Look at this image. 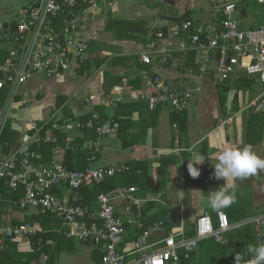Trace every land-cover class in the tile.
Returning <instances> with one entry per match:
<instances>
[{
  "label": "built area",
  "instance_id": "built-area-1",
  "mask_svg": "<svg viewBox=\"0 0 264 264\" xmlns=\"http://www.w3.org/2000/svg\"><path fill=\"white\" fill-rule=\"evenodd\" d=\"M108 0H38L37 5H30L21 10L18 16L0 21V45L8 54L0 64V91L6 95L4 106L0 107V134L6 122L12 121L15 98L20 90L37 76L51 80H62L67 73L78 68V62L87 59L88 43L81 37L86 31V23L93 20L88 15L89 8L96 9L98 3ZM149 4L167 5L169 0H141ZM264 7V0H247ZM112 6V3H108ZM81 9V13L74 12ZM65 10L68 13L60 18L61 31L52 25ZM213 15L219 18L217 23L194 24L191 20L182 21L165 34L156 30L147 48L137 55L142 65L158 64L171 71H179V63L173 54L184 56L187 53L196 55V70L191 73L194 85L186 82L173 86L162 75L147 81L146 89L129 91L127 81L120 88H115L112 103L124 100L145 101L148 111L167 106L175 113L188 110L202 94L203 85L223 84L243 73L254 78L261 89L257 95L242 108L241 112L253 111L264 114V25L256 29L242 27V17L234 2H224L214 8ZM99 73V72H98ZM97 73V75H98ZM183 75V74H181ZM26 94H23V98ZM91 95L86 100V108L97 105ZM28 100H23L26 105ZM109 106L111 103L100 101ZM55 116L57 114H54ZM50 116L42 121L44 125L37 128L34 123L25 127L19 143L8 153L0 154V206L8 209L32 210L39 214H50L61 221L58 233L66 238L80 242H90L102 252L98 264H177L181 258L196 252L199 245L212 239L220 246L228 244V234L243 225H251L258 244L264 243V211L242 224L231 225L224 212H217L216 227L208 212L199 215L191 225L192 237L186 236V226L180 217V223L170 232H165L163 221L145 224L143 205L149 202L165 206L161 195L147 199L135 197L137 188L117 187L96 198V209L78 204L77 190L99 185L106 178L122 174L129 170L125 166H107L87 168L84 171L68 172L60 162L49 166H35L33 161L40 156L32 150V144L39 140V132L48 123ZM98 114L85 122L68 119L63 122L66 133L93 131L95 140L73 143L72 136L66 137V147L92 150L90 162L95 160L104 138L115 137L118 125L112 119L95 125ZM52 130L58 129L53 122ZM33 130V134L31 133ZM49 133H46L47 141ZM83 134L80 132V138ZM60 150H53L55 158ZM63 186L68 191L58 197L50 189ZM1 188L12 192L22 189L23 195L18 199H4ZM122 204V212H116V202ZM264 207V206H263ZM129 228L132 230L130 231ZM41 231L29 223L12 224L0 220V253L6 248L8 240L31 244V238ZM134 235L132 242L128 239ZM41 239L33 245H40ZM38 264H48V256L42 254Z\"/></svg>",
  "mask_w": 264,
  "mask_h": 264
},
{
  "label": "trees",
  "instance_id": "trees-1",
  "mask_svg": "<svg viewBox=\"0 0 264 264\" xmlns=\"http://www.w3.org/2000/svg\"><path fill=\"white\" fill-rule=\"evenodd\" d=\"M38 0H36L34 3L30 5H37ZM28 5V6H30ZM151 5H158V4H151ZM237 5V9L239 10L242 20L246 18L247 11L241 10ZM28 6L23 7V9H26ZM81 9H75L74 12L79 14L81 13ZM74 12H71V10H65L64 13H61L57 19H54L52 22V25L55 27L57 31H61V23L60 18H64L66 15L68 16V13H71L70 16ZM97 18V17H95ZM178 19H174L176 21V24H180L182 21L185 20H191L194 24H202L198 21L193 20L190 17L189 12H184L182 16L177 17ZM94 19V17H93ZM96 20V19H95ZM219 18H214L213 23H217ZM97 21V20H96ZM107 23V24H106ZM121 26L120 24L111 23L109 21H106L104 24V29L111 30L116 34V30L118 27ZM261 26V25H260ZM243 27V25H242ZM259 27V26H258ZM257 27V28H258ZM244 28V27H243ZM249 29H253L252 27H248ZM162 32L165 34L168 33L169 28L162 27ZM140 30H137L135 26H129L126 33V39L129 41H135L138 32ZM156 30H154L150 37L148 43L151 42V37L153 33ZM85 34V32L83 33ZM83 34L81 37H83ZM95 41L87 39L88 43V51L87 55L89 54V58L87 56V59L84 63L78 62V68L75 69V73H77L78 76H83L85 73H88L90 77L92 78L95 72L97 70H100L104 65H109L111 68L116 66H130V63H136L137 72L139 73L137 76H134L132 81L129 80V83L135 87L138 88L140 83L143 82V80L148 78H154L158 75L157 72L153 70V65H142L138 63V57L137 55L134 56H111V55H105L101 54V51L99 50V47H95V49H92V44ZM3 47L0 45V64L3 62L4 58L7 56L8 52L6 49H2ZM195 54L194 53H187L184 56L179 54H173V58L177 60L179 63V71L181 72L186 78V82L188 81H194V79L188 78L191 73H195L196 70V61H195ZM94 70L93 73H91V70ZM67 75V74H66ZM193 77V76H191ZM87 78V79H88ZM122 78L120 76H113L109 72H104V82H103V90L104 95L108 96L111 89L115 86L120 88L123 84ZM36 78H34L35 80ZM55 81V80H52ZM206 88L212 87L214 91L217 94L218 103L220 110L223 115L227 113H246L244 117V122H247V128H246V139H248V144L252 141V134L251 131L255 135V129L253 125L250 128V125L248 126V122H264V114L262 113H255L251 110L246 112H241V109L239 107V92L247 93L251 97L255 96L258 92V83L257 81L249 77L243 73H238L234 78H231L227 81H225L223 84H213V85H204ZM6 95L0 91V107L4 106V99ZM15 106L17 109H21L22 107H25L24 104H22V101L20 98H15ZM35 99L41 100L42 98L38 95L35 97ZM68 98L66 96H58L55 100V108L51 112V116L54 114H57L54 118L49 119L48 123L43 127L42 130L39 132V140L35 141L32 144V150L35 151L40 158L37 160H34L33 163L35 166H49L52 163L60 162L62 166L66 169L68 172H75V171H84L87 168H99V167H91V164L96 161V158L98 156V153L100 152L101 148L99 149V152L95 154V160L90 162V158L92 155V150H82L81 148L75 149L71 145L69 148H65L66 146V137L71 136V133H66L63 130V122H65L68 119L72 120H79L82 122L87 121L92 114H98L99 118L96 120L95 125L98 126L100 124H103L107 122L108 120L112 119L113 122H115L119 127L118 131L116 133V140L119 142L121 147L123 149H129L133 146L138 145L139 136L135 135L132 132H129L130 128L135 126L132 116L134 113H138L140 116V119L138 122H148L151 121L153 118H155L154 112L160 110L159 107L155 111L151 112V114H148V108L145 101H122L119 103H113L109 105L108 107L104 106H93L90 111L82 112L83 106H81V109L76 112L75 114L71 111V108L68 103ZM167 107V106H164ZM169 109V107H167ZM190 109V108H189ZM188 109V110H189ZM170 110V109H169ZM179 112L175 113L170 110V122H187L186 112ZM148 112V113H147ZM148 114V115H147ZM50 117V116H49ZM12 122V121H11ZM53 122H57L58 129L52 130L51 127L53 125ZM250 124V123H249ZM44 125L42 121H39L36 123V127L40 128ZM9 124H5V126L2 129V132L0 134V154L1 153H8L12 148H14L20 141V134L17 132H14L10 130V128H7ZM33 130H31L30 134H33ZM49 133V138L47 141H44L46 138V133ZM81 134H83L82 138H75L73 140V143L75 144H81L84 141H90L95 140V133L93 131H80ZM80 132H78L80 134ZM103 141V140H102ZM254 143V142H253ZM58 149L60 150L59 156L57 158L53 155V150ZM176 161V158H170V157H161L158 161L160 164L159 168V182L157 185L156 190H154V195L160 194L161 198L164 200V197L162 195V191L165 188V170L168 168L169 165H172ZM151 166L150 161H140V162H130L125 167H128L129 170L119 174L115 175L113 177L106 178L102 183L99 185H94L91 187L81 188L77 190L78 193V204L89 206L93 210L96 208V198L100 193H106L112 189H115L117 187H129V185H132V182H129V184H123V178L127 177L131 174H138L142 173L145 170H148ZM104 167V166H102ZM107 167V166H106ZM188 170L187 166L186 168L183 166V172ZM188 172V171H187ZM121 178V182L120 179ZM132 183V184H131ZM197 183L194 182V186ZM2 191V197L4 199H18L23 195L22 189H19L17 192H12L6 188H1ZM68 190L64 188L63 186H58L50 189V192L57 195L59 198L65 195V192ZM150 205L153 204L152 202H149ZM150 205L148 207L142 209L143 219L145 221V224L148 225L149 223L156 222V221H163L165 225V232H170L172 228L171 220L169 219V215L166 211H160L159 214L148 216L147 210H149ZM16 210V209H15ZM5 211H7V206L5 204L0 206V220L3 219V215L5 214ZM31 212L32 210H24L23 212ZM221 212H224L229 217V222L231 225H233V221L236 217H238V212L241 214L240 210L228 207L223 209ZM27 216L25 217L24 221L22 222H13L12 224H21V223H29L32 226H36L41 231L36 237L31 238V243L27 249H25V252L20 250V247L22 246V243L18 241H12L8 240L6 242V248L3 252L0 253V264H38V261L40 259V256L42 254H45L48 256V264H56L58 258L61 255H71L77 251H81V249L84 248L87 252L88 257L92 264H98L101 260V250L99 248H96L92 243L90 242H75L74 239L66 238L64 233H58L57 229L61 225V221L50 214H39L36 212L26 213ZM211 217L214 221L215 227L216 225V211H212ZM239 214V215H240ZM256 217V216H255ZM254 218V217H253ZM252 219V218H250ZM247 218L245 221L250 220ZM4 220V219H3ZM191 225L186 226V236L192 237V229ZM130 231H132L129 228ZM236 230V229H235ZM241 231V236L243 238L242 243L240 245L241 253L244 255L245 260L249 258L247 253V246L249 244H257V238L255 237V232L251 225H243L239 228ZM232 232V231H231ZM236 232V231H235ZM134 235L136 233H133V236H131L128 241L132 242L134 240ZM228 244L227 246H220L219 244L215 243L212 239H208L203 241L196 252L192 253L188 259H184L183 257L177 264H198L197 259L201 260L202 264H226L227 262L230 264V261H227L225 258L227 257L228 249H230L233 237L228 234ZM38 239H41L40 245H33L34 242L37 243ZM90 248H93L91 250ZM230 258V256H228Z\"/></svg>",
  "mask_w": 264,
  "mask_h": 264
},
{
  "label": "crops",
  "instance_id": "crops-1",
  "mask_svg": "<svg viewBox=\"0 0 264 264\" xmlns=\"http://www.w3.org/2000/svg\"><path fill=\"white\" fill-rule=\"evenodd\" d=\"M187 11V8L182 6L179 7L178 10H174V15L170 14L167 16H161V18L164 21L168 20V23L170 24L168 28L172 29L177 25L174 19H178L177 17L182 16V14ZM94 21H96L95 16L93 20L88 21L85 25L86 31L85 34H83V38L86 40L89 39L95 41L98 39L97 34L99 29H97V25L91 26V30L87 27ZM242 25L244 27V19L242 20ZM99 33L102 34V32ZM102 37L103 39L112 40V37L105 36L104 34H102ZM130 42L132 43L129 44L132 46L130 49L128 48L125 50V53L116 54L114 56H134L143 51L135 41ZM109 45L111 46V42ZM87 56L89 58V54ZM135 64L136 63L131 62L130 66L125 67L121 65L112 68L109 65H104L100 70H97V72L94 73V79L93 76L89 79L88 77H90V75L88 73H85L83 76H78L77 73L71 72L69 73L68 78H66L65 83L61 84L59 83V80H51L50 82L53 83L46 85V87L54 86L56 83L61 84L62 87L61 89L56 87L55 92L54 87H50L48 90L45 89V92H43L44 95H40L39 93L43 89L42 84L38 83V81L32 80L27 86H30L29 89H31L33 88L32 85H39V88H41L38 94L37 92H33L34 99L38 95L42 98L38 101L35 99L37 101V110L50 109L53 111L56 98L58 96H66L68 101L70 98H76L75 105L70 106L71 111L74 114L81 109V106H83L82 112H86L91 110L86 108V100H88L91 95L95 97L94 102L97 104L95 106H103V104H99L100 101L113 104V99L116 98L112 96L113 90L118 88L116 86L111 89L108 96L104 95V72H109L113 76L123 77L122 82L124 80L127 81L128 86L131 88L128 89L129 91L137 92L145 90L147 81L150 79L148 77L140 83L138 88L133 87L129 83V80L132 81V78L139 74ZM153 70L157 72L158 75L167 78L175 87H180L187 81V76L185 77L184 75H181V72L171 71L160 67L158 64H153ZM93 71L94 70L92 69L91 73H93ZM76 78L81 80L80 84H74L72 82ZM188 78L193 79L191 75ZM247 95L251 97L249 94ZM206 96V93H203L198 101L191 105L190 109L186 112L187 122H170L171 113L167 107H162L157 112L155 111V118L148 122H138L140 116L138 113H134L131 120L135 126L130 128L129 132L139 136L140 140L138 141V145L129 149H123L116 140V137L104 138L96 161L91 165L94 167L126 166L130 162L150 161L151 166L148 170L138 174L134 173L123 178V184H129V182H132L133 184L131 183L132 185H129V187L137 188L138 191L135 194V197L144 200L153 197L154 190L157 188L160 168V164L158 163L159 159L161 157L176 158V161L172 165H169L165 170V188L161 192L164 200L161 199L165 203V206L155 203L151 205L150 203H146L143 205V208L150 205V209L147 210L148 216L159 214L160 211H166L171 220L172 228L178 226L181 219L187 226L192 224L195 220L192 221L190 219L193 218L195 210H200H198V216L203 212H208L210 214L213 211L211 208L212 211L207 209V207H209L208 197L211 192L215 191L222 183V181H218L214 178V164L217 162L219 149L222 146L244 147L246 145H251L253 150L259 156L264 158V122H248V126L250 125V128H252L251 126L253 125L255 129V135L252 131L250 132L252 134V141L248 144V139H246L247 122H235L234 117H228V113L223 115L221 110H218L219 113H217V109L215 108H212L213 122H209L205 119V116L208 117L211 113V111L210 113L208 112L210 109V105L208 107L209 103L205 102ZM255 96H253V98ZM44 100H47V102ZM125 101L128 102L129 100ZM241 102V98H239V107L241 106ZM28 103L29 102H27L26 106ZM66 104L68 105V103ZM104 107H108V105H105ZM50 113L48 112V117L51 116ZM148 114H151V112ZM222 116H226L228 118L227 121L221 122L219 118ZM25 124H23V126ZM71 136L74 139L80 138L78 132L71 133ZM197 154L205 156V161L201 165H196V167L200 169V175L197 178H193L190 173L187 172L188 170L185 171L186 173L183 172V166L186 168L188 160H191ZM194 182L197 183L195 186ZM237 187H239L240 190H245V188L248 189V197L237 196L235 203L230 207L240 210V212L243 213L241 216L244 217V220L260 215L264 211V171L258 170L255 174L237 180L235 191H237ZM178 192H184L182 200H180V194ZM240 198H243L242 200L245 199L246 201L242 203L243 201H240ZM186 200L187 205L185 203ZM125 203L127 202H116L117 213L122 212V204ZM26 216L27 214L23 211L15 209L10 210L7 208V211H5V214L3 215V219L11 223L22 222ZM244 220H234L233 225L242 224ZM231 236L234 239L226 254L227 257L230 256V258H225L227 261H230V263L235 260L236 253H241L240 245L243 240L241 231H239L237 235L232 234ZM29 245L23 243L20 250L25 252V250H22L21 248L25 247L27 249ZM85 251L84 248L81 249V252L84 253V258L87 259L88 254ZM87 260L92 264L89 259ZM197 263L202 264L201 260L198 259Z\"/></svg>",
  "mask_w": 264,
  "mask_h": 264
},
{
  "label": "rangeland",
  "instance_id": "rangeland-1",
  "mask_svg": "<svg viewBox=\"0 0 264 264\" xmlns=\"http://www.w3.org/2000/svg\"><path fill=\"white\" fill-rule=\"evenodd\" d=\"M36 0H0V21H6L9 19H12L19 15L23 7H26L32 3H34ZM234 2L237 3L239 7H241V10L247 11V16L244 20V27H252L253 29H256L260 25H264V7L256 4L252 1L247 0H170V4L167 5H151L145 1L141 0H108L106 2H100L98 3V6L96 9L89 8L87 10L88 15H94L97 21H94L90 23L87 27L89 30H91V26H96L97 29H99L97 37L98 39L95 40L92 44V49H95V47H99V50L101 51V54H107L114 56L116 54L125 53L126 49H130L132 46L129 44H132L128 39H126V33L129 26H135L137 30H140L137 34V37L135 39V43L145 50L147 46L149 45V37L151 33L154 30H159L162 27H169L168 20L164 21L161 16H167V15H174V10H178L179 7H186L190 17L198 21L202 24L204 23H211L215 16L213 15V10L216 7H219L224 2ZM108 3H112V6H109ZM182 5V6H181ZM174 9V10H173ZM177 12V11H176ZM178 14V12H177ZM106 21L113 22L115 24H120L121 26L118 27V29L115 31L116 34L111 30L104 29V24ZM107 24V23H106ZM173 27V26H172ZM102 29V30H101ZM99 32H102L105 36L112 37V40L103 39L102 34ZM107 40V41H106ZM111 42V46L109 43ZM69 73H67L66 76H64V79H60L59 83H65L66 78H68ZM94 79V76H93ZM36 81L38 83L42 84V89L38 86L32 85L33 88L29 89L30 86L25 85L20 90L19 97L21 100H28V105L25 107H22L21 109H17V107H14V110L12 113V122L8 121L6 124L9 126L7 128H10V130L17 132L18 134H22L23 132V124H29L38 123L39 121H43L48 118V112H52L50 109L45 110H37V101L34 99L33 92H38L40 95H44L43 92H45V89L48 90L50 87H54V92L56 91V87L58 89H61V84H53L54 86L46 87V85H50L53 82H50L51 79H46L41 76H37ZM74 84H80L81 80L76 78L74 81H72ZM184 84V83H183ZM188 85H194L193 81L186 82ZM258 92L261 89V85L258 84ZM64 86V85H63ZM257 92V93H258ZM206 93V99L205 102L209 103L208 107L210 105L209 114L208 117L205 116V119L209 122H213V114H212V108L217 109V113H219L218 110H220L217 94L212 89V87L206 88L204 85L202 86V94ZM23 94H26V96L23 98ZM239 98H241V105L242 108L245 107L252 99L253 97H249L247 93L239 92L238 94ZM47 102V100H44ZM76 98H70L68 105L73 106L75 105ZM50 110V111H49ZM51 114V113H50ZM246 113H228V117L232 116L235 119V122H244V117ZM208 115V114H207ZM221 122L227 121V117H221L219 118ZM30 122V123H29ZM25 124V127L28 126ZM1 127V123H0ZM102 164V163H101ZM92 165V164H91ZM94 167V166H91ZM120 182H121V178ZM237 196L239 197H248V189H239L237 187ZM243 198H240V201H243L244 203L246 200H242ZM187 205V200L185 201ZM209 211H212L210 207H207ZM199 210V209H198ZM194 211V216L190 220L194 221L199 211ZM25 213H30L25 212ZM238 212V217L235 218V221H241L244 220V217L241 215L243 213ZM186 217V216H185ZM242 223V222H241ZM232 224V223H231ZM239 229H236L232 231L229 235H237L239 233ZM75 242L76 239H74ZM22 250H25L26 248H21ZM93 250V248H90ZM228 258V257H227ZM56 264H90L86 258H84V253L81 251H77L71 255H61ZM226 264H229L228 262ZM230 264H235V260L232 261Z\"/></svg>",
  "mask_w": 264,
  "mask_h": 264
},
{
  "label": "clouds",
  "instance_id": "clouds-1",
  "mask_svg": "<svg viewBox=\"0 0 264 264\" xmlns=\"http://www.w3.org/2000/svg\"><path fill=\"white\" fill-rule=\"evenodd\" d=\"M205 161V156L197 154L188 160V172L193 178L200 175V169L196 165H201ZM264 171V158L259 156L251 145L244 147H221L214 164V178L222 181L215 191L208 197L209 207L216 212H220L235 203L237 194L235 191L236 181ZM180 200L183 199L184 192H178ZM249 258L245 260L241 253L235 254V264H264V243L249 244L247 246Z\"/></svg>",
  "mask_w": 264,
  "mask_h": 264
}]
</instances>
